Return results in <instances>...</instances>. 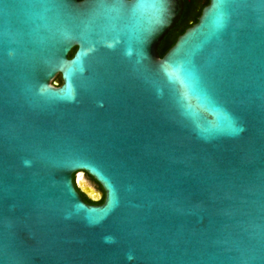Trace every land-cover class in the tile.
<instances>
[{
    "label": "water",
    "instance_id": "obj_1",
    "mask_svg": "<svg viewBox=\"0 0 264 264\" xmlns=\"http://www.w3.org/2000/svg\"><path fill=\"white\" fill-rule=\"evenodd\" d=\"M184 2L0 0V264H264V0Z\"/></svg>",
    "mask_w": 264,
    "mask_h": 264
},
{
    "label": "trees",
    "instance_id": "obj_2",
    "mask_svg": "<svg viewBox=\"0 0 264 264\" xmlns=\"http://www.w3.org/2000/svg\"><path fill=\"white\" fill-rule=\"evenodd\" d=\"M208 4V0H185L183 12L181 18L177 25L168 32V34L163 38L161 43L157 48V53L159 57H162L165 52L174 44L175 40L179 35H181L187 28L191 27L196 23L198 16L203 7ZM73 52L70 53L69 58L72 56ZM55 83L60 86L61 80L60 77L57 76L55 79ZM93 181V180H92ZM94 182V181H93ZM76 190H79L76 187ZM82 200L89 205H100L103 202V198L97 202L90 201L84 194L80 193Z\"/></svg>",
    "mask_w": 264,
    "mask_h": 264
},
{
    "label": "flooded vegetation",
    "instance_id": "obj_3",
    "mask_svg": "<svg viewBox=\"0 0 264 264\" xmlns=\"http://www.w3.org/2000/svg\"><path fill=\"white\" fill-rule=\"evenodd\" d=\"M197 1L199 2V1H202V0H197ZM184 3H185V2H184ZM79 176H80V178H79ZM85 178H86L87 180H89V181L93 184L94 189L91 188L90 184L85 180ZM77 180H79V181H81V182H82V181L86 182V183L88 184V186L92 189V191L90 192V197H91V198L96 199L97 197H99V200H101V199L104 197V194H103L101 188H100L95 182H93L92 179H90L87 175H85V174H83V175H78V176H77ZM74 185H75V187H77V185L75 184V179H74ZM95 192H96V193H95ZM98 195H99V196H98ZM89 200H90V199H89ZM90 201H92V200H90Z\"/></svg>",
    "mask_w": 264,
    "mask_h": 264
},
{
    "label": "bare ground",
    "instance_id": "obj_4",
    "mask_svg": "<svg viewBox=\"0 0 264 264\" xmlns=\"http://www.w3.org/2000/svg\"><path fill=\"white\" fill-rule=\"evenodd\" d=\"M79 175H81V174H79ZM79 178H80V176H79ZM77 183H78V186L90 196V192L92 191V189L88 186V184L84 181L81 182L79 180H77Z\"/></svg>",
    "mask_w": 264,
    "mask_h": 264
},
{
    "label": "rangeland",
    "instance_id": "obj_5",
    "mask_svg": "<svg viewBox=\"0 0 264 264\" xmlns=\"http://www.w3.org/2000/svg\"><path fill=\"white\" fill-rule=\"evenodd\" d=\"M81 175H83V174H81ZM85 180L90 184V186H91L92 188H94L93 184H92L89 180H87L86 178H85Z\"/></svg>",
    "mask_w": 264,
    "mask_h": 264
}]
</instances>
